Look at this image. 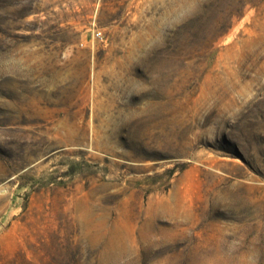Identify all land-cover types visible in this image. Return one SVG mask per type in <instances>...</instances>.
<instances>
[{
	"label": "rangeland",
	"instance_id": "374dc122",
	"mask_svg": "<svg viewBox=\"0 0 264 264\" xmlns=\"http://www.w3.org/2000/svg\"><path fill=\"white\" fill-rule=\"evenodd\" d=\"M0 264H264V0H0Z\"/></svg>",
	"mask_w": 264,
	"mask_h": 264
},
{
	"label": "built area",
	"instance_id": "2783aa9c",
	"mask_svg": "<svg viewBox=\"0 0 264 264\" xmlns=\"http://www.w3.org/2000/svg\"><path fill=\"white\" fill-rule=\"evenodd\" d=\"M94 37H96V38H103V32L101 30L95 32Z\"/></svg>",
	"mask_w": 264,
	"mask_h": 264
}]
</instances>
